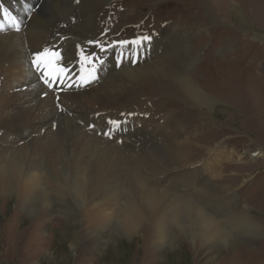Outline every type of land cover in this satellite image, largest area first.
Instances as JSON below:
<instances>
[{"label":"bare ground","instance_id":"bare-ground-1","mask_svg":"<svg viewBox=\"0 0 264 264\" xmlns=\"http://www.w3.org/2000/svg\"><path fill=\"white\" fill-rule=\"evenodd\" d=\"M0 1L21 19L17 31L11 27L13 21L0 14L6 29L0 31V202L16 198L15 214L71 221L78 235L93 237L103 248L118 237L138 233L146 223L154 224L166 245L174 228L198 229L218 246L262 236L250 206H241L230 187L217 183L226 173L216 171L213 158L201 166L196 165L200 160L192 159L193 148L201 145L194 138L213 122L212 111L221 100L190 76L199 60L193 53L199 49L190 39L183 56L167 54L150 64L141 56L132 65L136 51L147 45L133 41L116 50L119 65L110 61L112 45L105 47L91 37L101 27L99 14L109 5L104 3L111 0ZM205 10L216 24L211 11ZM124 19L126 24L127 14ZM45 48L58 50L60 59L55 62L66 69L56 78L55 91L61 93L57 103L55 92L41 84V74L32 64L34 54ZM96 55H102L101 60ZM180 65L184 72L176 71ZM93 68L95 79L90 78ZM66 75L67 82L59 88ZM226 85L220 89L225 91ZM228 92L226 97L233 99L235 90ZM159 94L164 95L166 110L154 114L150 125L143 124L140 113L136 120L126 110L137 100H153ZM176 104L187 109L169 111ZM112 118L122 120L127 131L116 128L109 134L106 122ZM157 119L166 120L159 132L161 141L166 140L147 149ZM245 154L233 150L221 159L238 164ZM258 155L264 152L250 157ZM217 202L223 209L219 216L208 211Z\"/></svg>","mask_w":264,"mask_h":264},{"label":"rangeland","instance_id":"rangeland-1","mask_svg":"<svg viewBox=\"0 0 264 264\" xmlns=\"http://www.w3.org/2000/svg\"><path fill=\"white\" fill-rule=\"evenodd\" d=\"M92 2L85 0L82 4ZM94 3L97 4L96 0ZM104 4L109 5L99 14L101 27L91 37L105 47L112 45L114 52L110 61L115 60L116 64L120 65L116 50H124L133 41L138 46L147 45L142 52L136 51L130 61L132 65L141 56L149 64L162 61L172 53L183 56L188 39L191 46L199 49L193 52L199 60L190 76L221 103L212 111L213 122L205 125L204 137L201 132L194 138L201 145L193 148L192 159L200 160L196 165L201 166L223 152L215 162L211 160V165L217 166L216 171L226 173L225 180L217 183L230 187L241 206H250L249 213L263 234L240 245L218 246L217 241L198 229L174 228L166 245L161 242L154 224L146 223L138 233L118 237L103 248L93 237L78 235L71 221L51 222L48 216L29 218L22 211L15 214L16 198H9L0 202V264H264V156L250 157L264 152V0H111ZM206 7L217 20L216 24L210 22ZM4 9L11 14L0 1V14ZM208 25L212 26L210 31H207ZM95 57L99 61L102 55ZM184 70L185 66L176 67L177 72ZM224 80L225 91L220 89ZM56 83L54 79L53 85ZM47 89L58 96L57 103L61 93ZM230 89L235 90L233 99L224 94ZM164 102V95L159 94L153 100H137L126 110L136 120L139 116L136 114L140 113L143 124L150 125L155 115L166 110ZM186 109L185 105L176 104L169 111L180 113ZM112 119L119 124L107 120L106 124L111 127L109 134L116 128L127 131L121 127L122 120ZM165 121L157 119L156 130L150 137L152 144L146 135L147 149L165 142L159 136ZM210 148L213 150L208 152ZM233 150L237 154L246 153L245 159L238 164L222 161L221 157ZM213 204L208 211L219 216L223 209L219 202Z\"/></svg>","mask_w":264,"mask_h":264},{"label":"snow or ice","instance_id":"snow-or-ice-1","mask_svg":"<svg viewBox=\"0 0 264 264\" xmlns=\"http://www.w3.org/2000/svg\"><path fill=\"white\" fill-rule=\"evenodd\" d=\"M6 17L9 18L13 23L11 27L15 30L19 31L21 22L17 20L15 16H11L10 13L7 12L6 9L3 10ZM4 24L0 22V31H5ZM144 39H150V37H145ZM127 43V42H124ZM60 55L58 50H50L45 48L43 51H39L34 54V59L32 61L33 66L36 68L38 72H40V79L43 81L44 84L48 85L49 87L53 86V80L58 78L59 76L63 75L66 72V69L60 66L55 61H59ZM95 69H92V74H90L91 79H95L94 75ZM83 84H87L89 80L84 78L82 80ZM110 123L114 125H118V121H110Z\"/></svg>","mask_w":264,"mask_h":264}]
</instances>
